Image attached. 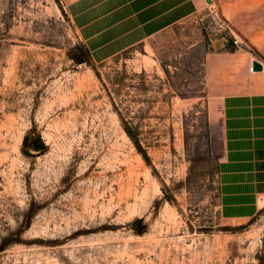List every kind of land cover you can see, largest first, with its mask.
Segmentation results:
<instances>
[{"label": "rangeland", "instance_id": "374dc122", "mask_svg": "<svg viewBox=\"0 0 264 264\" xmlns=\"http://www.w3.org/2000/svg\"><path fill=\"white\" fill-rule=\"evenodd\" d=\"M68 4L0 0V264H264V191L226 166L209 74L215 41L262 58L242 23L200 0L101 60Z\"/></svg>", "mask_w": 264, "mask_h": 264}, {"label": "crops", "instance_id": "0c3cea01", "mask_svg": "<svg viewBox=\"0 0 264 264\" xmlns=\"http://www.w3.org/2000/svg\"><path fill=\"white\" fill-rule=\"evenodd\" d=\"M230 20L241 22L247 51L227 52L226 40L209 56L210 82L222 101L225 145L235 180L264 191V0H217ZM200 0H69V15L90 54L106 59L189 19ZM256 23V26L254 24ZM253 61L262 70L252 71ZM252 187V186H251Z\"/></svg>", "mask_w": 264, "mask_h": 264}, {"label": "trees", "instance_id": "16d2710c", "mask_svg": "<svg viewBox=\"0 0 264 264\" xmlns=\"http://www.w3.org/2000/svg\"><path fill=\"white\" fill-rule=\"evenodd\" d=\"M27 148L34 151L44 148L40 136L34 130H31L24 138L23 149L26 150Z\"/></svg>", "mask_w": 264, "mask_h": 264}, {"label": "water", "instance_id": "95a60500", "mask_svg": "<svg viewBox=\"0 0 264 264\" xmlns=\"http://www.w3.org/2000/svg\"><path fill=\"white\" fill-rule=\"evenodd\" d=\"M251 66H252V71L254 72H258L262 70L261 64L257 61H253Z\"/></svg>", "mask_w": 264, "mask_h": 264}, {"label": "built area", "instance_id": "2783aa9c", "mask_svg": "<svg viewBox=\"0 0 264 264\" xmlns=\"http://www.w3.org/2000/svg\"><path fill=\"white\" fill-rule=\"evenodd\" d=\"M251 70H252V66H251V68H250Z\"/></svg>", "mask_w": 264, "mask_h": 264}]
</instances>
